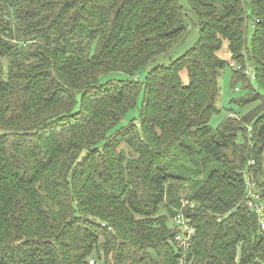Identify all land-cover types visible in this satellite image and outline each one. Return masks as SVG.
I'll return each mask as SVG.
<instances>
[{
    "label": "trees",
    "instance_id": "trees-1",
    "mask_svg": "<svg viewBox=\"0 0 264 264\" xmlns=\"http://www.w3.org/2000/svg\"><path fill=\"white\" fill-rule=\"evenodd\" d=\"M187 1L156 64L178 0H0V264H179L180 213L189 264H264V0ZM228 66L257 106L214 129Z\"/></svg>",
    "mask_w": 264,
    "mask_h": 264
},
{
    "label": "rangeland",
    "instance_id": "rangeland-1",
    "mask_svg": "<svg viewBox=\"0 0 264 264\" xmlns=\"http://www.w3.org/2000/svg\"><path fill=\"white\" fill-rule=\"evenodd\" d=\"M246 2L248 0H245ZM179 4L183 7L188 15V22L190 24L189 30L187 33L186 38L180 42L178 45L173 47L167 54L159 56L157 58L156 64H169L171 61L176 60L180 56H182L185 52L191 49L193 46L196 45L199 39V29L195 23H197V19L194 15H191L189 12V4L187 0H178ZM253 35V21H249V29H248V39L249 42ZM222 58L230 59L227 49L220 53ZM234 66L235 63H232ZM237 66V65H236ZM238 67V66H237ZM233 71L234 68L228 66L220 75L219 77V87H220V97L218 99V108L221 110L219 115H216L212 118L210 125L212 128L216 129L218 126L227 118L229 113H247L251 108L255 106L246 107L241 109L239 106V101L246 99L250 95V91L246 89L243 83H235L233 82ZM106 79L112 80H127L128 77L121 74H116L112 76L105 77ZM104 78V80H106ZM103 80V81H104ZM254 89L258 90L256 83L253 82ZM238 89V91H236ZM261 93H263L261 91ZM141 100V99H140ZM140 106L141 101L138 104V107L132 110L125 118L124 122L122 123L123 126L135 122L139 128V120H140Z\"/></svg>",
    "mask_w": 264,
    "mask_h": 264
},
{
    "label": "built area",
    "instance_id": "built-area-1",
    "mask_svg": "<svg viewBox=\"0 0 264 264\" xmlns=\"http://www.w3.org/2000/svg\"><path fill=\"white\" fill-rule=\"evenodd\" d=\"M239 70H242L240 66L237 67ZM245 75L252 81H255V74L252 72V68L249 64H246V68L244 69ZM238 91V89H236ZM245 207L253 212L256 213L258 217L259 224L262 229H264V203L262 202V198L260 194L254 192L252 190V186L249 185V189L246 195V198L243 201ZM192 207L193 205L190 204L188 200H182V208ZM232 212H236V209H233ZM230 214L227 213L226 217ZM174 222L179 228L181 229V234L178 235L177 241L181 243V246L187 252L180 256L179 264H189L188 263V251L193 242V237L195 234V229L190 226V220L185 217L183 213H180L175 219ZM239 262V260H237ZM94 264V263H92Z\"/></svg>",
    "mask_w": 264,
    "mask_h": 264
}]
</instances>
